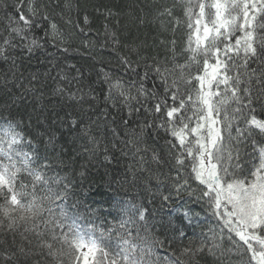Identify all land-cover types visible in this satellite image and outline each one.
<instances>
[{
  "label": "snow or ice",
  "instance_id": "obj_1",
  "mask_svg": "<svg viewBox=\"0 0 264 264\" xmlns=\"http://www.w3.org/2000/svg\"><path fill=\"white\" fill-rule=\"evenodd\" d=\"M0 264H264V0H0Z\"/></svg>",
  "mask_w": 264,
  "mask_h": 264
},
{
  "label": "trees",
  "instance_id": "obj_2",
  "mask_svg": "<svg viewBox=\"0 0 264 264\" xmlns=\"http://www.w3.org/2000/svg\"><path fill=\"white\" fill-rule=\"evenodd\" d=\"M97 2H98V0H81V3L87 7V10L89 12L92 11V4L97 3ZM102 2L119 5V4L122 3V0H102ZM75 43L78 44L79 43V39H77L75 41ZM76 55H77V58H79V54H76ZM72 62H75V61H72ZM128 162H129L128 160L122 159L121 162H120V165H118V167L122 169ZM197 211H199V208H197ZM201 217L202 218L204 217V213H201Z\"/></svg>",
  "mask_w": 264,
  "mask_h": 264
}]
</instances>
